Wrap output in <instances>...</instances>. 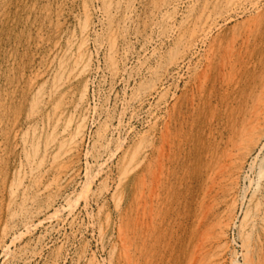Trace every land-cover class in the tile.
Here are the masks:
<instances>
[{
  "label": "rangeland",
  "instance_id": "374dc122",
  "mask_svg": "<svg viewBox=\"0 0 264 264\" xmlns=\"http://www.w3.org/2000/svg\"><path fill=\"white\" fill-rule=\"evenodd\" d=\"M247 2L0 0V264H264Z\"/></svg>",
  "mask_w": 264,
  "mask_h": 264
},
{
  "label": "bare ground",
  "instance_id": "6f19581e",
  "mask_svg": "<svg viewBox=\"0 0 264 264\" xmlns=\"http://www.w3.org/2000/svg\"><path fill=\"white\" fill-rule=\"evenodd\" d=\"M175 1H180V0H175ZM248 0H234V3H235V6H240L241 8H242V6L243 5H245V4H247L248 2H247ZM247 2V3H246ZM174 2H172V4H173ZM177 3V2H176ZM233 3V4H234ZM250 4V3H249ZM251 5V4H250ZM255 5V4H254ZM256 5H257V3H256ZM168 8V7H167ZM245 8V7H244ZM206 26V24H203L202 25V27H201V29H200V33L197 35V36H195L196 34H195V31L193 30V32H192V35L193 36H195V37H192L191 38V41H190V43L191 42H193V41H197V40H202V39H204L205 38V36H206V32H207V29L206 28H204ZM199 31V30H198ZM195 34V35H194ZM189 45V44H188ZM264 105V87H263V89H262V91H261V93L257 96V100H256V104H255V107H260V106H263ZM260 118L261 117H258V116H254V120H252V122H250L251 123V128H242L241 130H240V134H239V136L240 137H242L243 139V141H244V139H245V141H250L251 142V144H253L254 145V147H257V145H259V144H261L262 142H264V127L263 128H253L254 126H255V122H257V123H260ZM262 118H264V114H262ZM244 141V142H245ZM243 143V142H242ZM36 152V151H35ZM30 155V154H29ZM36 154H34V157L33 158H37V156H35ZM30 158V157H29ZM28 161V160H27ZM30 161V160H29ZM41 161V160H40ZM30 162H28V164H29ZM34 164V161L32 162V164L31 165H33ZM61 165V164H60ZM29 166V165H28ZM27 166V167H28ZM34 166V165H33ZM39 166V165H38ZM29 167H31V166H29ZM100 167V166H99ZM59 168V167H58ZM61 168V167H60ZM101 168V167H100ZM29 170V169H28ZM30 170H32V169H30ZM101 170V169H100ZM29 173V172H28ZM34 173V172H33ZM224 173H226V172H224ZM20 174V173H19ZM39 175V174H38ZM24 176V175H23ZM33 177V176H32ZM158 177H159V175H158V172H156V171H153V173H152V179H153V184L158 180ZM219 178H221V179H227V178H229V176L228 177H226L223 173H221V176H219ZM22 179H24V177L22 178ZM21 179V180H22ZM35 179V178H34ZM18 180H20V179H18ZM17 181V180H16ZM36 182V181H35ZM90 184H91V181H90ZM18 185V184H17ZM145 185V182H142V188H143V186ZM23 186V185H22ZM17 187H19V186H17ZM14 188H15V186H14ZM26 188V187H25ZM25 189H23V191H24ZM27 190V189H26ZM15 191V190H14ZM18 191V190H17ZM25 192V191H24ZM12 193V192H11ZM23 193V192H22ZM141 195L142 196H144V191L141 189ZM139 198H141V197H139ZM146 202V201H145ZM142 204H143V202H141ZM141 203H139V204H141ZM144 205V204H143ZM146 205V204H145ZM147 207V206H146ZM146 209V208H145ZM145 209H144V214L146 213V211H145ZM146 215H144V217H145ZM142 217V216H141ZM146 218V217H145ZM228 218L230 219L231 218V215H229L228 214ZM140 219V218H139ZM142 220H144L143 218H141ZM141 220V221H142ZM139 221V220H138ZM142 223H143V221H142ZM145 223V222H144ZM138 225V224H137ZM122 234V233H121ZM122 237H124L123 235H122ZM125 238V237H124ZM131 243H132V241H131ZM123 244H124V252H125V260L127 261V263L128 264H135V259L133 258V256H132V254H131V251H130V246L128 247V244H127V241L124 239V242H123ZM2 249H3V251H6L7 249H6V247L5 246H3L2 247ZM199 251V250H198ZM203 251V250H202ZM199 252H201V249H200V251ZM198 253V252H197ZM123 254V253H122ZM201 255H202V253H201ZM200 255V256H201ZM198 258V257H197ZM198 261H199V258H198ZM195 264H196V262H195Z\"/></svg>",
  "mask_w": 264,
  "mask_h": 264
}]
</instances>
